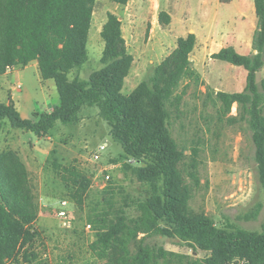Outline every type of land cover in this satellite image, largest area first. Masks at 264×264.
Listing matches in <instances>:
<instances>
[{
	"label": "trees",
	"instance_id": "trees-1",
	"mask_svg": "<svg viewBox=\"0 0 264 264\" xmlns=\"http://www.w3.org/2000/svg\"><path fill=\"white\" fill-rule=\"evenodd\" d=\"M109 1L125 7L130 0ZM231 1L221 0L225 4ZM254 1L256 53L242 55L235 48L226 47L213 58L248 72L244 92H218L216 98L222 105V115L230 122L236 121V117L229 116L236 103L249 113L264 187V106H261L264 96L256 83L257 73L264 68V0ZM97 2L0 0V74L8 66H27L37 61L41 78L53 80L60 97V104L52 112L42 113L34 120L24 119L13 103H0V131L9 121L12 127L40 137L58 123H78L86 104L96 106L110 127L113 141L122 148L127 162L125 170L154 187L162 183L161 194L142 206L143 215L136 221L127 223L122 213L113 218L101 204L92 209L89 224L109 226L104 235L88 246L92 256L103 264H231L235 260L264 264V231L261 234L228 232L217 228L206 215L189 208L193 192L201 186L199 150L194 148L191 161L187 162L185 151L172 137L170 125L173 113L180 112L186 95L188 86L178 93L181 83L201 79L190 59L197 43L196 35L179 38L176 49L156 66L153 75L126 95L123 88L134 58L127 49L121 19L108 13L101 31L105 43L101 59L104 68L95 71L89 81L71 80L70 73L89 61L88 42ZM159 21L162 26H168L171 18L162 12ZM261 86L264 91V80ZM132 160L135 164L128 163ZM55 168L65 173L62 177L73 190L72 199L83 205L92 177L76 168L60 165ZM38 214L39 206L25 164L15 153L0 154V264L38 262L45 246L42 234L35 228ZM161 222L169 228H161ZM152 232L168 237L177 235L193 252L202 251L207 256L193 257L144 245L139 236Z\"/></svg>",
	"mask_w": 264,
	"mask_h": 264
},
{
	"label": "rangeland",
	"instance_id": "rangeland-1",
	"mask_svg": "<svg viewBox=\"0 0 264 264\" xmlns=\"http://www.w3.org/2000/svg\"><path fill=\"white\" fill-rule=\"evenodd\" d=\"M198 1H192L195 8L200 6ZM252 4L255 9L254 0ZM240 7L239 2L224 6L222 13L228 15L226 19L236 16L229 21L228 27L238 29L246 26L250 30L251 25L257 23L256 13ZM241 9L248 15L245 21L238 18ZM108 13L121 19L126 46L134 58L123 88V93L128 95L153 75L156 66L173 50L176 38L162 36L160 14L150 0H133L130 9L109 0H98L88 42L89 61L70 73L71 80L89 81L95 71L104 68L101 59L105 43L101 31ZM154 22L156 31H153ZM183 22V17H176L175 36H178ZM192 64L195 68L194 62ZM198 68L202 76L199 82L183 81L180 85L178 93L188 87L180 112L173 113L170 125L172 137L185 151L187 162L191 161L192 150H199L197 160L201 186L193 192L189 208L196 214L209 217L219 229L261 234L264 231V187L248 121L249 113L243 105L236 103L229 115L236 117V121L230 122L222 115V105L216 98L219 91L244 92L247 71L218 60L214 63L206 60ZM263 80L264 68L256 75L262 96ZM0 103H13L24 119L34 120L42 113L52 112L60 104V97L54 81L43 80L38 62L34 61L0 74ZM261 106H264V100ZM105 143L109 148L96 162L92 156ZM11 152L25 164L39 206L35 228L42 234L45 246H42V254L34 264H103L92 256L88 246L104 235L109 226L102 225L99 231L87 232L85 227L89 224L92 209L101 204L113 218L122 213L130 223L143 215L142 206L149 199L162 192V183L154 187L125 170L127 162L123 159L122 148L113 141L110 127L100 117L96 106L86 104L78 123H58L40 137L14 128L6 121L0 131V154ZM55 165L76 168L92 177V186L83 205L72 199L73 190L62 177L65 173L56 171ZM106 175H110L111 181L106 179ZM187 182L191 183V180L187 178ZM64 200L69 202L68 210L73 222L70 229L62 228L56 216L60 202ZM160 224L161 228H169L165 223ZM139 237L144 245L154 249L163 248L199 258L207 256L202 251L193 252L190 245L177 235L168 237L161 232H152Z\"/></svg>",
	"mask_w": 264,
	"mask_h": 264
},
{
	"label": "crops",
	"instance_id": "crops-1",
	"mask_svg": "<svg viewBox=\"0 0 264 264\" xmlns=\"http://www.w3.org/2000/svg\"><path fill=\"white\" fill-rule=\"evenodd\" d=\"M133 0H130L127 8L130 9L131 3ZM153 2V6L157 7V12L161 14L165 12L171 18L170 25L166 27L160 26L161 34L164 38L175 37V45L171 52L168 53V56L176 49L177 41L179 38L187 37L189 34H195L197 37L196 46L191 54V63L194 62L195 70L200 74L198 65L204 64L206 60L214 63L216 59L213 58L214 54L220 52L221 49L226 47H233L236 51L242 55H253L256 52L253 50V39H251L252 30L255 29L254 35L257 29L256 25H251V33L248 30V27H242L238 29H233L228 27V23L232 20L233 17L230 16L229 19H226L228 15L222 13L224 6H230L232 4L238 3L241 7L248 8L249 11L253 14L256 13V8L254 9L252 1L253 0H232L230 3H222L221 0H199L198 8H195V4L192 1L194 0H150ZM255 4V1H254ZM126 7V6H125ZM240 7V8H241ZM238 18L242 21L247 19L246 12L243 9L239 10ZM177 16L183 17V23H181V28L177 33L178 36H175V19ZM257 17V16H256ZM226 19V20H225ZM156 22H154V29ZM191 26L190 29H187ZM186 32L183 33V30ZM248 34L247 33V31ZM253 35V37H254ZM220 61V60H218ZM193 66V64H192ZM248 75V72H247ZM200 77L202 78L201 74ZM244 79V75H243ZM247 81V79H246ZM223 92V91H219ZM228 93V92H226ZM235 93V92H234ZM230 93V94H234ZM239 93V92H236Z\"/></svg>",
	"mask_w": 264,
	"mask_h": 264
},
{
	"label": "built area",
	"instance_id": "built-area-1",
	"mask_svg": "<svg viewBox=\"0 0 264 264\" xmlns=\"http://www.w3.org/2000/svg\"><path fill=\"white\" fill-rule=\"evenodd\" d=\"M13 68L14 67H12V66H8L6 68V70L8 72H10V71L13 70ZM18 87L22 88L21 85H19ZM108 148H109V145L107 143L102 144L101 146H99V148L96 151V153L93 154L92 159H94L96 162L101 160L102 155L108 150ZM131 163H135V161L132 160ZM106 179L110 180L111 179L110 175H106ZM68 204H69V202L66 201V200L61 201L60 202V207L58 208V211H57V214H56L57 218L62 223V226H63L62 228H64V229H70L72 227V224H73L72 218H71V212L68 210ZM99 229H100V226L93 225V224H87V226L85 227V230L87 232H90L91 230H93V231L98 230L99 231ZM231 264H247V262L240 261V260H235Z\"/></svg>",
	"mask_w": 264,
	"mask_h": 264
}]
</instances>
